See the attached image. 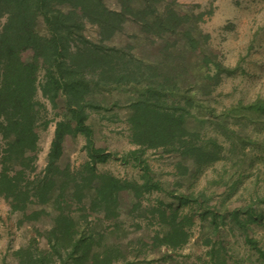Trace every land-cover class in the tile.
Instances as JSON below:
<instances>
[{"label":"trees","instance_id":"obj_1","mask_svg":"<svg viewBox=\"0 0 264 264\" xmlns=\"http://www.w3.org/2000/svg\"><path fill=\"white\" fill-rule=\"evenodd\" d=\"M114 1L116 9L108 0H0V196L27 222L48 214L45 206L49 204L59 211L55 226L45 232L51 251L42 252L37 259L21 260V264H54L51 258L63 253L76 264H84L89 256L92 264H112L111 252H93L92 237L76 230L70 208L75 202L83 204L88 192L94 191L93 202L101 200L98 204L104 205L106 218L116 217L122 193L140 197L143 191L159 189L149 180L139 185L97 172L96 164L107 156L95 148L89 120L93 112L105 109L104 93L116 89L132 93L127 101V122L138 149L131 155L139 158L154 150L178 157L175 167L180 176L189 174L188 161L201 170L224 159L223 146L191 126L195 97L182 85L188 70L180 71L181 66L175 65L177 57H192L209 70L214 65L217 74L206 76L215 81L213 85L218 84L220 74L228 72L213 57L214 51L203 48L198 30L202 15L180 8L177 0ZM128 24L145 40L162 41L161 59L148 61L139 56L134 43L115 44ZM88 26L96 27V40L87 35ZM178 46L182 47L179 55L173 52ZM39 92L54 109L60 98L64 106L47 165L38 173L40 129L48 126L40 123L46 105L38 99ZM250 108L264 112V102ZM78 135L86 137L91 161L73 172L62 168L60 161L66 139ZM194 198L180 195L174 198L179 201L177 207L161 203L162 207L153 209L155 220L167 227L155 238L161 246L176 250L189 243L188 228L193 226L194 216L179 210L193 203L200 205ZM204 206L203 220L217 226L218 216L215 213L209 220ZM256 219L248 209L231 212V220L241 227ZM249 241L264 264V249ZM224 249L223 245L218 250L211 248L213 264H228ZM21 253L22 259L29 256Z\"/></svg>","mask_w":264,"mask_h":264},{"label":"rangeland","instance_id":"obj_2","mask_svg":"<svg viewBox=\"0 0 264 264\" xmlns=\"http://www.w3.org/2000/svg\"><path fill=\"white\" fill-rule=\"evenodd\" d=\"M177 3L184 10L202 15L198 30L203 48L214 51L213 57L228 70L213 85L215 81L206 76L217 74L214 65L209 70L196 64L192 57H177L175 64L181 66L180 71L188 70L183 74L182 85L195 97L191 126L198 128L205 138L216 139L224 148V159L201 170L188 161L189 174L180 176L175 167L178 157L162 156L154 150L139 158L131 155L138 149L127 122V101L132 93L126 89L104 93L101 99L105 109L93 112L89 120L94 129V146L107 156L96 164L97 172L139 185L149 180L159 189L143 191L140 197L122 193L116 217L106 218L104 205L98 204L101 200L93 202L94 191L88 192L83 204L75 202L70 212L78 224L76 230L92 237V251L111 252L112 264H213L209 251L222 245L228 264H262L249 240L264 249V112L250 106L264 102V0H177ZM107 4L113 9L118 7L114 0H108ZM86 33L97 39L96 27L88 26ZM135 34L138 36L132 40ZM115 42L134 43L138 55L148 61L163 56L162 41L153 44L145 40L131 24ZM180 50L182 47L178 46L173 52L179 55ZM208 92L211 93L207 95ZM38 99L46 105L40 123H48L40 129L39 173L47 165L64 102L60 98L59 107L54 109L41 92ZM2 145L0 140V149ZM90 161L86 137H68L60 161L62 168L76 172ZM180 195L195 197L200 205L180 207V214L194 216L193 226L188 228L190 241L169 250L155 240L167 227L155 220L153 209L162 207L161 203L177 207L179 201L174 198ZM165 205L163 208H167ZM201 205L209 210V220L216 213L217 226L211 227L210 221L203 220L205 211H201ZM45 209L48 214L39 221L27 222L0 196V264H21V260L37 259L42 252L46 255L51 251L45 232L55 226L59 211L53 203ZM247 209L257 217L256 221L241 227L231 220V212L244 213ZM19 251L29 256L22 259ZM51 259L54 264H76L66 253ZM91 261L89 256L84 264H92Z\"/></svg>","mask_w":264,"mask_h":264}]
</instances>
